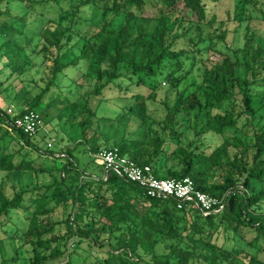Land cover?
I'll return each mask as SVG.
<instances>
[{
    "label": "trees",
    "instance_id": "1",
    "mask_svg": "<svg viewBox=\"0 0 264 264\" xmlns=\"http://www.w3.org/2000/svg\"><path fill=\"white\" fill-rule=\"evenodd\" d=\"M11 1L23 5L24 13H11ZM241 1L248 17L242 46L233 49L240 50L241 60L228 55L218 60L200 57L199 81L180 90L195 66L200 44L225 38L224 30L203 35L205 27L218 20L212 7L219 0H67L66 8L60 0H0L1 37L23 38L26 11L46 7L37 48L43 61L51 62L46 84L34 95L18 86L14 101L25 106L15 107L17 111H37L50 91L59 88V76L72 67L93 86L82 95V107L70 100L63 105L74 115L83 110L82 130L96 123L98 132L103 121L117 129L120 114L94 119L99 105L107 91H121L122 100L125 89L131 92L130 85L141 87L129 94L131 103L121 114L134 117L137 135L108 144L103 133L101 146L98 138L90 137L88 152L117 147L121 155L150 165L158 178L189 177L197 190L222 204L218 211L203 215L190 201L177 208L173 199L146 196L142 188L113 172L106 178L87 173L71 155L73 148L54 154L51 143L42 149L31 140L36 134L28 136L11 126L6 109L0 108V172L5 175L0 180V229L11 228L29 247V264H51L61 258L66 264L72 256L69 242L78 247L85 240L90 251L103 233L107 254L121 264H142L143 256L147 264H264V33L255 25L264 22V0ZM88 4L92 10L83 8ZM146 4L157 12L146 14ZM87 10L91 15L81 16ZM233 17L241 21L236 10ZM184 38L196 52L182 46ZM23 49L17 39L0 43V55L13 71H24ZM159 73H164L163 80L154 81ZM162 81L174 94L170 101L163 100L164 116L156 119L148 114L147 102L155 99ZM49 104L43 105V114ZM208 133L219 134L221 140L210 146ZM54 155L61 162L52 182L37 188L21 179L43 171V159ZM70 169L82 171L86 175L79 179H86L73 177L67 183ZM215 173L219 180H214ZM11 174L19 179L7 192L4 187ZM57 205L64 217L55 221L51 216ZM57 225L62 232H56ZM128 232L135 236L134 243L127 240ZM107 261L105 257L102 263Z\"/></svg>",
    "mask_w": 264,
    "mask_h": 264
},
{
    "label": "rangeland",
    "instance_id": "2",
    "mask_svg": "<svg viewBox=\"0 0 264 264\" xmlns=\"http://www.w3.org/2000/svg\"><path fill=\"white\" fill-rule=\"evenodd\" d=\"M60 5L63 8H66L68 5L67 0H60ZM22 8L23 5L17 3L16 1H11L9 3V9L13 14H23L24 12ZM83 8H91L92 10L93 5L88 4ZM212 9L217 14L218 20L213 24V26L205 27L203 35H206V32L216 35L221 30H224L225 38L224 40H220L217 37H214L209 40V42L200 44V49L199 52H197L195 59V66L192 68L187 78L181 82L179 86L180 90L199 81V70L197 69V65L200 63V57H208L211 60H218L222 56L228 55L234 60L236 58L239 61L241 60L240 50L234 51L233 49H240L243 42L242 35L244 25L246 18L248 17L244 3L241 0H219V2H216V5L212 7ZM234 10L239 13L241 21H237L233 17ZM45 11L46 7L42 4L37 6L36 13L33 11H26V20L23 22L24 25L26 24L22 35L23 38L18 36L16 37L14 35H6L5 37L0 36V43L8 38H11L13 41H16V39L19 40L25 48L21 52V59L26 61L23 72L13 71L10 66L5 65V58L0 55V82L2 83L0 86V108L2 109L25 106H19L14 101L17 87L21 84L27 88L29 94L31 95L40 92L46 84V73L48 72L51 62H44L42 54L37 52V48L41 44V38L39 36L42 29L41 26L46 20V18L42 20V16H46ZM144 12L149 15H154L157 12V8L146 4L144 6ZM89 13V10H87L86 14H81V16H85L87 14L89 15ZM51 14L53 13H48L47 15ZM63 23H67V21L63 20ZM255 25L259 31L264 33V22ZM184 28H186V26L183 27V29ZM192 37L197 41V38L194 35H192ZM181 41H184L182 46H185L188 51L196 52L193 44L186 40V38L180 39V42ZM207 46H210L211 49L207 50ZM186 67H189V61H186L185 68ZM163 78L164 73H159L153 78V80L160 82ZM58 84H60L59 88L50 91L48 96H46L44 101L37 108V111L43 115V128L40 129L36 135L31 138V140L42 149L48 147L47 143L51 142L52 145L49 148L54 154H59L60 152H64L66 149L73 148L70 149V153L75 158L79 168L87 173L101 176L103 174L102 167L96 163L94 158L88 152L87 140L90 137L98 138L101 146L103 141L100 139L103 133L107 136L108 144L112 142L113 139H128L137 135V121L134 117L132 115L128 117L121 115L125 112L128 104L131 103V100H129V94L137 87L130 85L131 92L129 89H125L126 99L124 98L122 100L119 98L123 96L121 91H117L115 89L109 92L107 91V99L99 105L96 113L97 116H95L94 119L101 117L113 118L119 114L121 119L118 121L119 124L117 129H115L114 126L109 125V123H104L103 121L99 131L95 132L96 123H93L92 126L86 125L83 127V130L80 128L79 121L84 117L82 114L83 110L78 111L77 109V113L74 115L69 107H65L63 105L66 100H70L71 102L78 104V108L82 107V95L92 88V83L89 81H87V83L83 82V79L79 77V73H77L76 69L68 67L65 69V73H62L59 76ZM137 89H141V87H138ZM173 94L174 91H171L168 88L167 82L162 81L161 87L157 88L155 99L147 102L148 114L156 119H161L165 113L163 100L167 98L170 101ZM47 102L50 104L47 110H45L46 114H43V105L45 106ZM59 108L62 109L59 110ZM58 112H61V116L59 117L57 116ZM122 116L125 118L122 119ZM205 139L210 143V146H213L221 140V136L219 134L208 133ZM55 157L57 156L54 155L45 157L42 162L43 171L23 175L21 179L28 180L30 185H34L37 188L41 185L52 182V179L60 173L57 168V164L61 161ZM79 175H84V173L79 171V174H76L74 170L70 169V171L65 174V180L68 183L73 177L78 178L79 181H84L86 179V177H84L86 174L81 176L80 179ZM4 178L5 175L0 172V180ZM17 179L19 178H16L13 174L7 177L4 190L10 192L12 186L17 184ZM214 180H219V175L217 173L214 175ZM51 192L52 190L49 191V194H51ZM51 204H54V201H51ZM13 217H15V215ZM63 217L62 207L61 205H57L51 218L52 220L57 221L62 220ZM62 230V226L57 225L56 232L60 233ZM125 236L129 242L134 243L135 236L129 232L126 233ZM106 238V233L101 234L97 244H94L90 251H87L88 246L85 240L81 241L78 247H76V242L74 246L69 242L68 246H70L72 250V256L70 261L66 264H104L102 261L105 257L108 258V261L105 264H121L119 258H115L113 256L109 257L107 254L108 245H106V242H104V244L101 243V241H105ZM223 241L224 240L221 237L218 239L219 243H222ZM145 242H148V240L145 239ZM156 250L161 251V248L157 246ZM140 251L142 252V250ZM113 252L116 254L119 251L117 248H113ZM29 255V247L27 245H22L19 238H17V234L12 232L11 228L7 229V232H2L0 229V264H29ZM143 258L144 260L142 264H147L148 258L146 256H143ZM64 259L65 258H61L59 261L51 264H61ZM125 264L129 263L125 261Z\"/></svg>",
    "mask_w": 264,
    "mask_h": 264
},
{
    "label": "built area",
    "instance_id": "3",
    "mask_svg": "<svg viewBox=\"0 0 264 264\" xmlns=\"http://www.w3.org/2000/svg\"><path fill=\"white\" fill-rule=\"evenodd\" d=\"M6 112L10 116L11 126L28 136L36 134L42 126V118L36 110L26 109L20 113L15 108L8 107ZM50 145L51 142H48L47 146ZM90 155L102 166L103 178L107 177L108 172H113L142 188L146 196L162 200L173 199L177 208H182L185 202L190 201L203 215L218 211L222 207L219 199L197 190L189 177L158 178L153 174L150 165L138 164L121 155L117 147L100 148L91 151Z\"/></svg>",
    "mask_w": 264,
    "mask_h": 264
}]
</instances>
